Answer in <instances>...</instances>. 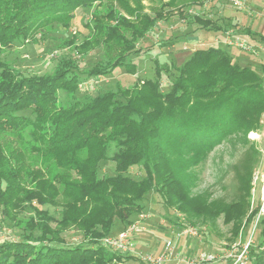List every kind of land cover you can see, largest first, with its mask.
I'll return each instance as SVG.
<instances>
[{"label":"trees","instance_id":"obj_1","mask_svg":"<svg viewBox=\"0 0 264 264\" xmlns=\"http://www.w3.org/2000/svg\"><path fill=\"white\" fill-rule=\"evenodd\" d=\"M104 2L109 8L94 15L93 38L74 46L75 54L60 59L50 73L24 74L2 60V50L32 41L48 28L67 29L78 10ZM172 2L146 13L140 0H0V212L9 221L33 212L18 239L0 241V264L137 261L102 241L114 224L126 229L140 218L149 196L183 216L173 221L177 229L206 228L219 217L232 226L233 236L243 222L250 227L252 162L237 175L243 194L230 202L211 200L208 192L192 194L197 181L192 169L225 142L246 144L248 132L259 128L264 63L242 66L229 47L207 46L191 52L164 91L168 70L156 64L154 78L139 80L130 90L75 96L93 77L122 68L134 75L132 60L150 51L135 42L170 14L164 9L174 8ZM180 15L195 22L192 33L224 35L230 29L249 42H264L223 15ZM102 46L111 51L107 62L80 70L77 57ZM247 152L251 158L256 153ZM106 162L113 165L111 174H101ZM70 229L80 234L73 247L60 239ZM248 255L249 264H264L263 243L250 247Z\"/></svg>","mask_w":264,"mask_h":264},{"label":"rangeland","instance_id":"obj_2","mask_svg":"<svg viewBox=\"0 0 264 264\" xmlns=\"http://www.w3.org/2000/svg\"><path fill=\"white\" fill-rule=\"evenodd\" d=\"M140 3L143 6L144 12L149 13L151 7H159L161 3H170V0H140ZM172 3L174 4V8L166 7L164 9V11L170 10V14L166 12L165 15L167 16L163 21L158 22L152 31L143 39L135 42L136 48H147L150 51L132 60L135 64L134 75L127 73L122 68L114 70L111 74L93 77L81 85L75 94L76 98L79 99L84 96L93 97L96 94L116 92L124 89L130 90L139 80L154 78L156 64L164 65L168 70L167 73H163L161 85V90H166L168 80L177 75L176 69L190 56L193 50L207 46L224 47L221 43L215 42L222 34L214 35L211 32H201L200 30L192 33L194 28H197L195 22L191 19H184L180 15V12L184 15H197L203 18L211 17L212 19L218 18L219 15L233 17L241 13V10L234 9L230 0H173ZM244 3L246 4L245 0ZM107 8H109V4L104 2L80 9L76 12L75 18L69 25V28L66 29L62 26L48 28L44 35H38L32 41L2 50L1 58L10 67L21 73L36 75L48 74L60 59L75 54L76 50H74V46L81 45L93 38L91 31L93 17L97 14L104 15ZM238 17L239 22L242 16L238 15ZM227 31L231 30L229 29ZM164 43H171V45H165ZM110 52L104 46L90 50L86 54L77 57L78 67L80 70H89L94 66L104 65L110 58ZM230 52L238 55L241 54L236 49H231ZM263 115L259 121V128L248 132L246 135V144H242L238 140L225 142L215 148L203 163L192 169L197 180L192 194L208 192L211 195V200L222 199L225 202L234 201L237 195L243 194L237 190L240 185L237 175L243 173L242 169L245 168L244 164L247 161L252 162L250 170L251 181L256 171H264V128L261 123ZM251 133L258 134L260 138L256 139L250 136ZM249 148L256 151L252 158L248 156L249 153L247 151ZM102 167L101 174L112 173L113 165L110 162L104 163ZM259 189L260 182L256 185V197L259 195ZM157 200V197L149 196L148 201L145 202L146 208L143 214H150V218L147 221L140 220L139 217H136L132 221V223L138 222L139 229L136 234L143 232L142 229L144 228L143 233L147 236L140 237L137 240L134 238L133 248L127 255L137 258L138 255L153 254V251L158 247H163V250L164 248L166 249L162 236L164 233L169 236V232L172 231L169 240L174 241L173 237L177 228L173 225V221L176 218L182 219L183 216L175 212H167L161 205L155 203ZM247 203V215H252L255 212V205L251 206L250 193ZM43 209L47 210L50 214L56 213L55 209L51 207H45ZM31 217H33V212L26 210L18 213L16 220H13V222L2 216L0 212V241L5 239H18L22 233L21 228H23ZM16 221L18 224H15ZM252 223L248 227L243 222L237 236H233L232 226L223 224V217H219L213 224L207 223L206 228L200 225L193 226L192 228L198 232L200 238H182L186 240L185 242L183 241L182 246L189 243L190 247L197 246L202 253L218 254L221 250L233 244H243L247 241H250V247H255L261 242L264 245V221L253 231L251 236L253 230ZM124 228L120 223L114 224L112 234L109 237H114ZM60 239L65 246L73 247L80 241V234L70 229L64 232L60 236ZM182 239L175 241L174 244L177 245ZM197 255L196 253L184 254L179 256V258L193 259ZM124 264L144 263H141L137 258V261H129Z\"/></svg>","mask_w":264,"mask_h":264},{"label":"built area","instance_id":"obj_3","mask_svg":"<svg viewBox=\"0 0 264 264\" xmlns=\"http://www.w3.org/2000/svg\"><path fill=\"white\" fill-rule=\"evenodd\" d=\"M232 5L237 7L240 10L245 9L244 0H230ZM217 43H221L222 45L234 48L244 53L251 54L253 56H261L264 55V42L261 43H252L248 40L238 36L234 31H227L223 35V40L215 41ZM262 126L264 128V115L262 118ZM250 136L259 139L260 136L256 133H251ZM260 182L259 195L256 197V185ZM251 206L255 205V212L253 217V231L260 225L262 221H264V171H256L252 176L251 181ZM149 215L142 214L140 215V220H144L149 218ZM138 222L130 224L126 229L120 231L114 237H107L103 239L102 243L107 248L115 251L119 254H127L133 248V239L138 231ZM250 236V237H251ZM193 237L200 238L198 232L192 228H182L177 229L174 233L173 242L172 240L165 241L166 249L164 252L155 255V254H144L138 255L137 258L141 263L144 264H165L173 260L183 261L187 264H216L220 261H226L228 264H249V248L251 246L250 241H247L243 244H233L228 248H225L220 251L218 254H205L200 253L193 259L183 258L180 259L174 254V242L179 239Z\"/></svg>","mask_w":264,"mask_h":264},{"label":"crops","instance_id":"obj_4","mask_svg":"<svg viewBox=\"0 0 264 264\" xmlns=\"http://www.w3.org/2000/svg\"><path fill=\"white\" fill-rule=\"evenodd\" d=\"M246 1V6L245 9L241 10V13L233 16V17H228L231 21V23L233 25H236L238 28H242L245 31L249 30L252 34H254L256 37H264V18H262L263 12H264V0H245ZM262 15H261V14ZM238 15L242 16L241 21L238 22L239 17ZM222 36L218 37L217 40H219L220 42L222 41ZM240 37L247 39L246 37H243L240 35ZM233 48H227L228 52L230 53V55L233 57L234 61H236V63L242 65V66H246V65H251V66H258V64L264 63V55L258 56V57H254V56H250L247 54H235V53H231L230 50ZM149 215L150 214H146ZM150 218V217H149ZM147 219H144V221H147ZM144 232V228L142 229ZM143 232H139L138 234H135L134 238H136V240L140 237H144L147 236L146 234H144ZM172 232V231H171ZM171 232H169V236L171 237ZM165 234V235H164ZM162 234L163 236V240L164 243L165 241L169 240V236L166 235V233ZM183 241L185 242L186 240L182 239L180 241V243L178 242L177 245L174 244V254L179 258V256H182L184 254H200L202 252H200V250L198 249L197 246H194L193 248L190 247L189 243H186V245L182 246ZM137 247V246H136ZM155 247V246H154ZM153 247V249H154ZM139 248V247H137ZM140 249V248H139ZM165 251V248L163 250V247H158L153 251V254L158 255L162 252ZM226 261H220L217 262L216 264H226ZM120 264H124V263H120ZM165 264H187L183 261H179V260H173L170 261L168 263Z\"/></svg>","mask_w":264,"mask_h":264}]
</instances>
